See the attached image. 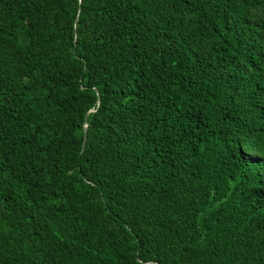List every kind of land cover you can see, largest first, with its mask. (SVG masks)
Masks as SVG:
<instances>
[{
  "label": "trees",
  "instance_id": "trees-1",
  "mask_svg": "<svg viewBox=\"0 0 264 264\" xmlns=\"http://www.w3.org/2000/svg\"><path fill=\"white\" fill-rule=\"evenodd\" d=\"M0 264H264V0H0Z\"/></svg>",
  "mask_w": 264,
  "mask_h": 264
},
{
  "label": "water",
  "instance_id": "water-1",
  "mask_svg": "<svg viewBox=\"0 0 264 264\" xmlns=\"http://www.w3.org/2000/svg\"><path fill=\"white\" fill-rule=\"evenodd\" d=\"M86 133H87V128H86V125H84L83 139H82V148L84 147V144L86 142Z\"/></svg>",
  "mask_w": 264,
  "mask_h": 264
}]
</instances>
